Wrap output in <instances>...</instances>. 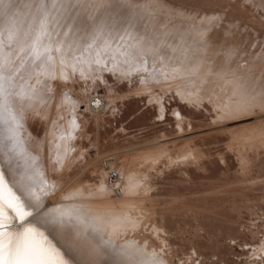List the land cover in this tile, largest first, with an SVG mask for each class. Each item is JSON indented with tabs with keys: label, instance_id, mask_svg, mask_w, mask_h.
<instances>
[{
	"label": "snow or ice",
	"instance_id": "snow-or-ice-1",
	"mask_svg": "<svg viewBox=\"0 0 264 264\" xmlns=\"http://www.w3.org/2000/svg\"><path fill=\"white\" fill-rule=\"evenodd\" d=\"M242 2L249 9L254 7L247 0ZM169 3L145 0L134 16L126 15L124 23L114 26L103 16L95 23L88 22L82 13L89 0H23V4L0 0V156L11 174L6 178L0 169V264H167L155 250L146 253L135 240L117 244L104 227L114 221L79 204L78 192L65 191L63 200H50L49 194L60 190L50 184L39 157L26 152L20 113L25 107L22 102L37 93L43 103H49L52 97L45 93L52 89L45 81L56 79L57 71L67 81L68 68L84 79L88 78L84 65L97 72L124 64L128 72L146 74L140 79L193 75L192 66L170 55L168 46H160V37L188 29L202 35L216 25L189 23L182 19L187 10L170 8ZM119 7L117 3L114 10ZM17 9L31 11V22L16 23ZM169 24L168 33L159 31ZM69 99L66 93L62 97L63 101ZM241 103L245 110L258 112V105L264 106V93L259 99L252 97ZM71 123L79 127L75 119ZM258 244L264 246V239ZM231 246L234 250L252 249L245 239H232ZM160 250L167 255L166 249ZM177 259L179 264H210L214 257L206 260L194 249L187 259Z\"/></svg>",
	"mask_w": 264,
	"mask_h": 264
},
{
	"label": "rangeland",
	"instance_id": "rangeland-1",
	"mask_svg": "<svg viewBox=\"0 0 264 264\" xmlns=\"http://www.w3.org/2000/svg\"><path fill=\"white\" fill-rule=\"evenodd\" d=\"M169 6L186 9L185 15H189L186 17L188 19L192 17L197 21L201 17L207 18L206 20L212 19L216 27L220 26L223 30L227 43L237 39L236 56L241 59V62L236 57L232 64L237 60L239 70L243 69L241 65L246 63V60H251L253 64H256L257 60L258 62L262 60L260 57L264 58V47H260L264 45V15H261L260 8L249 9L241 0H170ZM190 14L193 16L190 17ZM254 41L255 46H253ZM118 75L117 71H100L87 79L77 75L72 78L75 80L74 83L70 78L67 81L58 78L52 81L46 80L45 83L52 91L45 95L51 96L54 100L65 93L69 97H76L72 94L83 93V91L88 93L87 99L89 100L95 95H114L113 102L107 105L106 110L103 112L100 109L104 120L98 130L92 122L87 125L91 140L98 136L104 146L103 154L109 151L113 154L111 150L116 142L118 146L121 145L120 148L133 151L174 140L180 136L178 122L182 117L187 120L184 124L186 126L184 129H186L181 133L184 136L181 138L191 139L198 152V160L194 164L165 162L152 171L151 181L154 185L151 192V203L152 208H155L153 210L158 223H151L148 231L155 235L152 238L155 241L152 240L154 244L146 247V240L141 242L139 237L127 239L140 241L139 244L149 249L148 252L155 250L156 247L157 254L164 253L160 251L164 246L167 255H164L165 253L158 255L164 256L167 264H179L177 258L187 259L194 249L206 260L214 257L210 264H242L245 262L249 258V249L240 247L234 250L231 240L245 239L251 245H257V239L250 237L249 228L253 227H250L251 224H258L262 234L264 232L262 228L264 225V119H261L264 113L247 115L245 121L249 126L245 124L244 127L241 126L242 128L235 127L234 125L241 123L240 120L224 123L223 120L228 117L211 108L206 100L199 104V107L180 99L171 90H165L162 93L156 89V96L146 95L139 89L140 75L122 79ZM40 87L37 85V88ZM158 93L161 96L157 97ZM39 95V93L36 94L34 101L36 102L37 99L39 107L43 108L39 110L41 114L54 100L45 104ZM158 102L161 106L157 104ZM91 105H94V102ZM53 107H50L49 111L50 116H53L50 117L48 114L47 120L39 118L35 122H32L33 119L29 121L31 122L30 128L32 127L29 130H32L30 133L34 136V141L38 138L36 141L43 144L47 140V130L51 133L50 138L61 134L66 125L64 120L72 118L70 114L67 116L61 114L62 110H56L55 112L60 116L56 115L52 111L55 109ZM86 107L87 103L82 102L78 108L74 109V112H86ZM32 108L25 107L24 110L28 111ZM86 115L89 117L88 112ZM188 119L191 124L187 123ZM56 122L59 123L56 125ZM228 125H232L233 130ZM95 131H98L96 136ZM179 139L177 141L181 142ZM50 140L48 139L47 142L52 147L54 142ZM79 141V146L85 147L87 161L90 157L93 158L95 150L90 140ZM107 141L109 145H113L109 146L106 144ZM110 155L104 154L100 157V167L103 160ZM86 174L81 179L84 180L87 177L85 179L87 181L90 177ZM56 175L55 173L54 176ZM162 220L167 223L168 233L159 227ZM159 237L163 238L160 240ZM159 241H162L161 244ZM121 242L124 243V240Z\"/></svg>",
	"mask_w": 264,
	"mask_h": 264
},
{
	"label": "bare ground",
	"instance_id": "bare-ground-1",
	"mask_svg": "<svg viewBox=\"0 0 264 264\" xmlns=\"http://www.w3.org/2000/svg\"><path fill=\"white\" fill-rule=\"evenodd\" d=\"M6 2L23 4V0H6ZM247 2L254 5L255 8H260L262 13H264V3H262V0H247ZM117 3L120 7L114 10V6ZM144 3L145 0H89V6L85 9L82 15H86L88 17V22L90 24L95 23L97 18L103 16L105 20L109 21L114 26H119L124 23L126 15L134 16L138 10L143 8ZM137 5H139V8ZM169 7L171 8L172 6ZM31 15V11L27 9L23 11L17 9L16 16L18 19L15 22L21 25H26L31 22ZM187 16L185 15L182 19H186L189 23L196 24L197 26H200L201 24L209 26L215 24L212 19L206 20V18L203 20L200 19L201 21H197V19L193 20V14L190 16L192 17L191 19L186 18ZM140 23H143V21ZM170 27L171 25L169 24L167 27L160 28L159 31L168 33ZM149 29L151 30V25H149ZM160 39L163 41L160 46H168L167 50L170 55L173 57H179L186 65L193 67V75L178 77L175 74H169L168 77L159 76L155 78L149 77L148 79H141L139 86L140 92H143L146 95L156 96V89H159L161 92L171 90L180 99L187 100L189 103H193L192 105H198L199 107V104H202V102L206 100L211 105V108L220 111V113L228 117V119L223 120L224 123L225 121L240 120L241 123L234 125L235 127L239 126L240 128L244 127L245 124H248V122L245 121V117L247 115L264 113V106L258 105L259 111L255 112L252 111L251 108L245 110L241 103V101L250 100L252 97L259 99L260 95L264 93V58L260 57L262 60L260 62L257 60L256 64H253L251 60H246V63L241 65L243 69L239 70L236 61L240 60L241 62V59L236 56L238 49L236 47L237 39L233 42H225L226 38L224 37V32L220 29V26L219 28L210 27V30L204 32L202 35L197 34L194 29H188L186 32L173 30L168 35L160 37ZM236 57L237 60L234 64H232L234 58ZM57 66L58 68L60 67L58 56ZM92 67L95 68L97 66L93 65ZM109 67H111V64H109ZM84 68L87 77H92L94 73L100 72H90L87 65H84ZM115 71L119 73L118 77L121 79L136 75H140V77L146 75L145 73L136 71L128 72V66L124 64H120L112 70V72ZM66 72L71 80L77 75L80 76L79 72L73 75L71 68H68ZM238 77L243 78L238 79ZM56 78L64 81V79L60 78L59 71L56 73ZM48 80L52 81L53 79L49 78ZM74 81L75 80L73 79L72 83H74ZM160 93H158L157 97L159 95L161 96ZM72 95L76 97L71 96L67 101L62 100L63 96H57L55 100L52 98L51 100L54 101H51V103L46 107L45 112L41 114L39 110L42 107H39L37 99L36 102L34 101L36 95L31 100H25L22 102L25 107L29 104L33 107L30 109L31 111H25L24 107L20 113L23 121L22 135L26 152L39 157L38 163L43 168L50 184H55L60 190L56 194H49L50 200L53 202L58 199L63 200L65 191L78 192L79 196L77 202L79 204H82L85 208L95 214H105L114 221L112 226L105 225L104 227L108 228L110 238L115 239L117 244L124 245L127 241H129L127 238L139 237L141 242L146 240V247L152 246L154 244V240L152 238L155 237V235L151 234L148 229L151 223H158L154 212L155 208H152L153 204L151 203V192L154 185L151 181L152 171H155L156 167L162 163L165 164V162L170 164L182 162L194 164V162L196 163L198 160V152L196 151L197 149L195 148V143L189 138H181V136H184L181 133H183L186 129H184V127H186L184 124L187 119L185 120L184 117H182V119L178 122L180 126V136L178 138L176 137L174 140H168L151 147L133 151H126L127 148L126 150L122 147L120 148L121 145L118 146L119 144H116L117 142L114 145L110 144L113 145L114 148L111 150L113 154H111L110 151L104 154H111L107 157L110 158L108 165L110 168L116 169L120 175L119 187L121 189V193L120 195H116L114 193L113 186L109 185L106 181L107 169L103 166V164H101V167L99 164L100 157L104 155L102 153V148L104 146L102 145L99 137L96 136L98 131L94 132L96 137L93 140H91L87 131V125L90 122L94 123L96 130H98L101 126L100 124H102V121L104 120L102 111L104 112L107 105L113 102L114 95H95L90 100L87 99L88 93L85 91H83V93L75 92ZM82 102L87 103L86 112L75 113L74 109L78 108ZM92 102H94V105H91ZM157 104H159V102ZM52 106L55 107V109H53L54 107L52 108V111L55 112L56 110H62L61 114H65L66 116L70 114L72 115V118H66V120L62 118L64 123H66L65 129L63 128V132L55 137L51 136L50 138V131H45L48 133L47 140L45 141L47 142L48 139H52L50 142H54V144L52 143L53 145L51 144V147L48 142L44 143V141L43 144L37 142L36 140L38 138H36V142L34 141V136L30 133L32 130H29L31 123L29 121H32L33 119L32 122H35L39 118L42 120H45L46 118L47 120L48 114L50 113L49 111L51 110L50 107ZM100 109H102V111ZM87 112L89 113V117L86 115ZM58 114L56 113V115ZM73 119H75L76 125L79 127H76L71 123ZM58 123L56 122V125ZM187 123H190V120ZM249 123L251 124V122ZM231 126L232 125H228L230 129ZM246 126H249V124ZM83 139L90 140L91 145L95 150V156L93 158L90 157V160L88 161L86 157L87 153L84 151L85 147L82 145L79 146L78 143L79 140ZM178 139L181 140V142L179 141L180 143L177 141ZM106 144H108V141ZM176 148H178L179 151L178 149L176 150ZM119 162H121V164ZM0 169L5 171L6 178H11L8 166L4 164L2 156H0ZM160 169L162 168L160 167ZM160 169L158 168V171ZM53 172L54 174H57L56 177ZM85 173H87L86 175L90 177L87 181L85 180L87 177L84 178V180L81 179ZM256 210L259 211V209ZM166 224L167 223L162 220V222L159 223V227H162L164 231L168 233L169 230H167ZM263 226L262 228L264 230ZM250 227H252L249 228V232L251 233L250 237L252 239H257L258 242L264 239V232L262 234L258 224H251ZM113 228H115V231H113ZM260 233L262 234L261 237ZM162 238L159 237L160 240ZM122 240H124V243L121 242ZM140 246L143 247V244ZM144 250L147 253L149 249L144 248ZM248 252L249 258L245 261L246 264H264V246L253 244L251 252L249 250ZM158 254L164 253L159 252ZM256 256L261 257V259L254 260V257Z\"/></svg>",
	"mask_w": 264,
	"mask_h": 264
},
{
	"label": "built area",
	"instance_id": "built-area-1",
	"mask_svg": "<svg viewBox=\"0 0 264 264\" xmlns=\"http://www.w3.org/2000/svg\"><path fill=\"white\" fill-rule=\"evenodd\" d=\"M104 159V158H103ZM110 158H105L103 160V166L107 169L106 181L109 185L113 186L114 193L120 195L121 189L119 186L120 175L116 169L110 168L108 165Z\"/></svg>",
	"mask_w": 264,
	"mask_h": 264
}]
</instances>
